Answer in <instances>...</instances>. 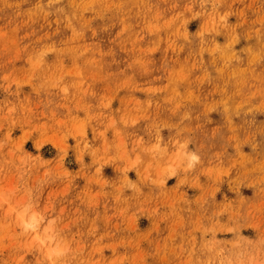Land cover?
Masks as SVG:
<instances>
[{"label":"rangeland","instance_id":"1","mask_svg":"<svg viewBox=\"0 0 264 264\" xmlns=\"http://www.w3.org/2000/svg\"><path fill=\"white\" fill-rule=\"evenodd\" d=\"M0 264H264V0H0Z\"/></svg>","mask_w":264,"mask_h":264},{"label":"bare ground","instance_id":"2","mask_svg":"<svg viewBox=\"0 0 264 264\" xmlns=\"http://www.w3.org/2000/svg\"><path fill=\"white\" fill-rule=\"evenodd\" d=\"M28 225L29 226H34L35 225V221L33 219H31L29 222H28Z\"/></svg>","mask_w":264,"mask_h":264}]
</instances>
